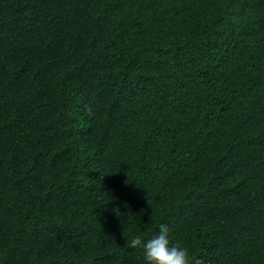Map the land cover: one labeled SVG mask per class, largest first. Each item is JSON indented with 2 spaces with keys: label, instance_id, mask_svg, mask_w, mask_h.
I'll use <instances>...</instances> for the list:
<instances>
[{
  "label": "trees",
  "instance_id": "obj_1",
  "mask_svg": "<svg viewBox=\"0 0 264 264\" xmlns=\"http://www.w3.org/2000/svg\"><path fill=\"white\" fill-rule=\"evenodd\" d=\"M264 264V0H0V264Z\"/></svg>",
  "mask_w": 264,
  "mask_h": 264
},
{
  "label": "clouds",
  "instance_id": "obj_2",
  "mask_svg": "<svg viewBox=\"0 0 264 264\" xmlns=\"http://www.w3.org/2000/svg\"><path fill=\"white\" fill-rule=\"evenodd\" d=\"M170 234L169 225L161 222L151 236L132 235L126 239V246L139 250L144 264H193L190 250L174 242Z\"/></svg>",
  "mask_w": 264,
  "mask_h": 264
}]
</instances>
